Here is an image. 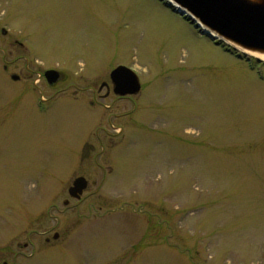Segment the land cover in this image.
Returning a JSON list of instances; mask_svg holds the SVG:
<instances>
[{
    "label": "rangeland",
    "instance_id": "374dc122",
    "mask_svg": "<svg viewBox=\"0 0 264 264\" xmlns=\"http://www.w3.org/2000/svg\"><path fill=\"white\" fill-rule=\"evenodd\" d=\"M232 51L160 0H0V264H264V59ZM118 65L138 93L94 98Z\"/></svg>",
    "mask_w": 264,
    "mask_h": 264
},
{
    "label": "water",
    "instance_id": "95a60500",
    "mask_svg": "<svg viewBox=\"0 0 264 264\" xmlns=\"http://www.w3.org/2000/svg\"><path fill=\"white\" fill-rule=\"evenodd\" d=\"M173 12L183 16L197 31L215 40L231 44L233 48L264 55V0H160ZM60 73L54 69L44 72L48 84L58 81ZM114 93L135 94L140 87L136 74L125 66L110 72ZM17 79L16 75L11 76ZM82 176L74 178L68 194L79 198L86 187ZM57 234H54V238Z\"/></svg>",
    "mask_w": 264,
    "mask_h": 264
},
{
    "label": "flooded vegetation",
    "instance_id": "af4514ba",
    "mask_svg": "<svg viewBox=\"0 0 264 264\" xmlns=\"http://www.w3.org/2000/svg\"><path fill=\"white\" fill-rule=\"evenodd\" d=\"M61 79V74H60V76H59V79H58V81ZM46 81V80H45ZM57 81V82H58ZM109 82L110 83H107V82H105V81H102L100 84H99V86L96 88L94 85H89V86H87V87H85L91 94H92V96L95 98L96 96H97V92H100L101 90H104V94H103V97H105V98H107L108 96H110V95H114L115 96V98L116 99H124V98H128V96H131V95H118V94H115L114 93V86H113V84L111 83V81H110V79H109ZM47 83V82H46ZM48 84V83H47ZM51 85H53V84H51ZM77 89H84V88H78L77 87ZM138 93V92H137ZM136 93V94H137ZM135 95V94H134ZM91 96V97H92ZM41 98V100H43V99H46V98H44L43 97V95L40 97ZM89 103H92V101H89ZM122 131V129H119V130H117V133H120ZM90 148H92V146L90 145ZM80 198H78V200H79ZM64 204H67V200H65L64 201ZM45 240H47L48 241V239H45ZM6 264V263H5Z\"/></svg>",
    "mask_w": 264,
    "mask_h": 264
},
{
    "label": "bare ground",
    "instance_id": "6f19581e",
    "mask_svg": "<svg viewBox=\"0 0 264 264\" xmlns=\"http://www.w3.org/2000/svg\"><path fill=\"white\" fill-rule=\"evenodd\" d=\"M257 56H259L260 58L264 59V55H257Z\"/></svg>",
    "mask_w": 264,
    "mask_h": 264
}]
</instances>
